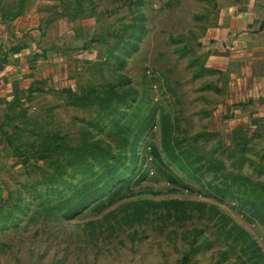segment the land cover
<instances>
[{
	"label": "rangeland",
	"instance_id": "obj_1",
	"mask_svg": "<svg viewBox=\"0 0 264 264\" xmlns=\"http://www.w3.org/2000/svg\"><path fill=\"white\" fill-rule=\"evenodd\" d=\"M220 8L0 0V27L51 11L78 22L93 53L68 86L6 115L0 264H264L252 210L264 200V147L224 142L208 118L221 69L207 34Z\"/></svg>",
	"mask_w": 264,
	"mask_h": 264
},
{
	"label": "crops",
	"instance_id": "obj_2",
	"mask_svg": "<svg viewBox=\"0 0 264 264\" xmlns=\"http://www.w3.org/2000/svg\"><path fill=\"white\" fill-rule=\"evenodd\" d=\"M220 3L218 23L207 34L209 60L221 69L208 118L224 142L238 144L247 136L264 147V0ZM51 16L26 12L0 27V162L11 107L68 86L81 61L93 55L83 47L78 22Z\"/></svg>",
	"mask_w": 264,
	"mask_h": 264
},
{
	"label": "trees",
	"instance_id": "obj_3",
	"mask_svg": "<svg viewBox=\"0 0 264 264\" xmlns=\"http://www.w3.org/2000/svg\"><path fill=\"white\" fill-rule=\"evenodd\" d=\"M238 179H240L242 184L245 185V188L247 186H251L252 188H255L258 185V183L249 181V179L246 177L238 176ZM252 210L254 211L255 215L259 218V220L262 221V223L264 224V200L263 199L260 200L258 204H252Z\"/></svg>",
	"mask_w": 264,
	"mask_h": 264
}]
</instances>
